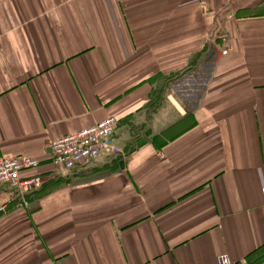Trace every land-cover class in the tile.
Listing matches in <instances>:
<instances>
[{
    "label": "crops",
    "instance_id": "obj_1",
    "mask_svg": "<svg viewBox=\"0 0 264 264\" xmlns=\"http://www.w3.org/2000/svg\"><path fill=\"white\" fill-rule=\"evenodd\" d=\"M108 117L124 156L53 165ZM19 154L45 181L29 208L0 187V264H264V0H0Z\"/></svg>",
    "mask_w": 264,
    "mask_h": 264
},
{
    "label": "built area",
    "instance_id": "obj_2",
    "mask_svg": "<svg viewBox=\"0 0 264 264\" xmlns=\"http://www.w3.org/2000/svg\"><path fill=\"white\" fill-rule=\"evenodd\" d=\"M224 42L228 43L226 39ZM227 53L224 50L223 54ZM119 121L116 117L107 119L73 134L51 141L52 163L61 170L73 172L94 164L102 157L118 158L124 156L123 149L115 141ZM40 161L30 156L8 155L0 157V187H9L25 208L30 207L31 195L40 189L44 176L26 171L36 170ZM8 202L0 204V213L6 212ZM218 264H233L229 255L218 257Z\"/></svg>",
    "mask_w": 264,
    "mask_h": 264
},
{
    "label": "water",
    "instance_id": "obj_3",
    "mask_svg": "<svg viewBox=\"0 0 264 264\" xmlns=\"http://www.w3.org/2000/svg\"><path fill=\"white\" fill-rule=\"evenodd\" d=\"M124 164L123 162H121V165Z\"/></svg>",
    "mask_w": 264,
    "mask_h": 264
},
{
    "label": "trees",
    "instance_id": "obj_4",
    "mask_svg": "<svg viewBox=\"0 0 264 264\" xmlns=\"http://www.w3.org/2000/svg\"><path fill=\"white\" fill-rule=\"evenodd\" d=\"M255 253V252H254ZM251 257V256H250Z\"/></svg>",
    "mask_w": 264,
    "mask_h": 264
}]
</instances>
